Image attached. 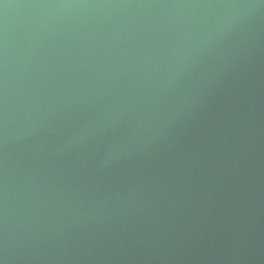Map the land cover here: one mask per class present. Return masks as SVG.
<instances>
[{
  "label": "water",
  "instance_id": "water-1",
  "mask_svg": "<svg viewBox=\"0 0 264 264\" xmlns=\"http://www.w3.org/2000/svg\"><path fill=\"white\" fill-rule=\"evenodd\" d=\"M0 264H264V0H0Z\"/></svg>",
  "mask_w": 264,
  "mask_h": 264
}]
</instances>
